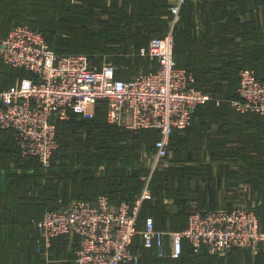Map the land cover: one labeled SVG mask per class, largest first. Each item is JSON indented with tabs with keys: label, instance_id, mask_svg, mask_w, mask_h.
I'll return each instance as SVG.
<instances>
[{
	"label": "trees",
	"instance_id": "16d2710c",
	"mask_svg": "<svg viewBox=\"0 0 264 264\" xmlns=\"http://www.w3.org/2000/svg\"><path fill=\"white\" fill-rule=\"evenodd\" d=\"M172 4L171 0H0V34L6 36L10 27L16 23H28L41 30L48 44L59 52H90L93 57L95 54H114L112 59L121 66H116L118 76L129 78L133 74L126 70L130 67L125 66L126 64H137L134 66L137 69L138 63L147 59L153 66L148 70L157 68L156 60L151 61L139 55L131 57L133 52L130 51L135 50L137 53L153 37L165 34ZM214 4L216 7L212 6L211 22L214 19L217 23V28H214L216 33H203L197 40H192L181 32L179 24L175 29V57L178 63L192 71L196 76V86L212 96L211 100L196 108L193 124L186 128L185 138L179 139V130L174 131L170 150L172 148L174 151L176 160L186 158V154H182V141L190 152L202 149L204 145L215 151L223 148L220 142L205 138L209 136V132H213L214 125H219L218 113L234 110L231 99L239 96L237 87L243 68H254L258 78L264 80V6L261 11L257 8L248 19H243L242 14L247 10L245 0H217ZM191 6V2L185 1L183 4L180 24L183 16L188 18L193 14ZM223 17L226 21L222 20ZM59 30L62 35L58 34ZM238 34L242 36V44L236 41ZM185 41L201 44L204 49H197L204 51L206 60L179 61V49ZM225 49L228 50L227 53L224 52ZM95 61L99 62V59ZM147 62H144L146 66ZM24 75L30 73L12 67L0 58V90L12 86L18 77ZM106 106V100H99L92 117L74 115L69 120L59 122L60 145L54 153L50 168H45L35 156L23 155L11 132L0 128V162L8 164L15 160L23 168L34 165L37 170L35 173L12 175L11 192L8 196L12 195L15 201L11 206L6 205L9 215L0 219L1 225H9L16 232L17 225L24 227L32 214L39 218L47 209L67 207L75 199L95 201L99 194H108L117 205L122 200H132L141 193L144 175L138 170L142 169L130 168L127 163L134 158L140 160L144 151L153 153L160 131L155 128L129 129L109 123ZM242 114H253L256 124L264 128V115L257 112ZM247 137L245 135L241 138ZM193 141L197 144L196 148L191 147ZM236 145L244 150L248 148L247 141L228 147L232 150ZM203 154L205 153L198 152V156L194 157L200 159L204 157ZM214 157L216 158L213 159L223 158L219 153ZM25 161L29 163L26 164ZM263 167L264 157L261 159L262 170ZM42 169L50 172L46 182H43L46 171L43 173ZM193 173V167L184 166L154 174V182L151 183L153 197L145 202L140 226L146 215L152 214L157 228H184L191 211L186 212L188 198L185 194L189 192ZM166 196L174 197V202L180 205L181 210L171 214ZM21 199L25 202H21ZM19 200L22 207L20 215ZM38 239V231L32 229L27 234L20 232L6 235L0 264H74L73 260L65 259L69 236L63 235L53 240V247H59L56 257L58 255L64 261H51L52 252L48 256L38 252ZM12 248L14 250H9ZM143 253L142 264H157L160 261L162 264L167 260L179 264H203L206 258L212 256L206 248L196 252L188 240L178 259L160 258L148 248H143ZM40 254L43 259L39 258Z\"/></svg>",
	"mask_w": 264,
	"mask_h": 264
},
{
	"label": "built area",
	"instance_id": "2783aa9c",
	"mask_svg": "<svg viewBox=\"0 0 264 264\" xmlns=\"http://www.w3.org/2000/svg\"><path fill=\"white\" fill-rule=\"evenodd\" d=\"M185 1L172 0L167 32L133 53L156 60L157 68L129 78L118 76L111 62L97 67L87 52L55 50L44 33L28 23L12 25L0 39L1 60L30 73L0 90V128L11 132L23 155L37 157L45 168L51 167L60 145L59 122L74 115L92 117L99 100L107 102L109 123L160 131L155 151L146 154L152 157L151 173L142 176V191L134 199L116 205L108 194H99L95 201L80 198L67 207L47 209L34 220L37 250L43 255L48 256L53 240L63 235L69 236L74 264H142L143 248L160 258L178 259L186 240L196 252L206 248L212 255H226L235 248L261 252V217L245 205L194 210L182 229L157 228L152 214L140 226L145 202L153 197V172L170 155L174 131L190 127L196 108L212 99L175 57V29ZM237 93L231 99L236 111L264 115V80L254 68L240 71Z\"/></svg>",
	"mask_w": 264,
	"mask_h": 264
},
{
	"label": "crops",
	"instance_id": "0c3cea01",
	"mask_svg": "<svg viewBox=\"0 0 264 264\" xmlns=\"http://www.w3.org/2000/svg\"><path fill=\"white\" fill-rule=\"evenodd\" d=\"M172 1V0H171ZM217 0H186V3H192L193 14L183 16V21L179 23V29L187 37H191L192 40H197L203 33L204 35L208 32L212 34L216 33L214 28H217V23L212 18V6L215 8V2ZM264 0H245L246 12L242 14L243 19H248L253 10L260 8L261 11ZM246 14V15H245ZM185 17V19H184ZM182 20V16H181ZM180 20V21H181ZM226 21V18H222ZM10 27V26H9ZM9 29V28H8ZM212 29V30H211ZM208 30V31H207ZM4 35L0 34V39ZM237 43L242 44V36L237 35ZM203 46L199 43L194 44L192 42L183 43V46L179 49L178 59L179 61H205L206 54L201 49ZM223 52V51H222ZM221 52V53H222ZM228 52L227 49L224 51ZM218 54V53H217ZM1 89V88H0ZM220 104V102H218ZM233 107V106H232ZM235 110V109H234ZM234 110H226L225 112L218 113L219 125H214L215 129L213 132H209V136H206L205 140L211 138L212 141H218L222 145V149L215 151L210 148L203 146L202 149L188 150V147L183 143V152L189 157L192 156L191 163L188 166L194 168V173L191 174L189 183V197L190 202L186 200V212H192L194 210H208L213 208H228L235 205H245L248 207L255 208L261 217V228L264 229V167L261 168V159L264 157V132L263 127H259L256 124V118L252 117L253 114H241L236 113ZM238 112V111H237ZM186 130V129H185ZM247 138H241L244 135ZM200 134V133H199ZM178 138L183 139L186 137V131L179 130L177 132ZM1 136V135H0ZM198 141L197 138H195ZM194 140V141H195ZM193 141L191 147L196 148L197 144ZM247 141L248 148L230 149L228 146H232L234 143ZM185 145V146H184ZM241 146V145H239ZM225 147V148H224ZM198 152H204L203 156L205 160L202 161L201 165L197 162ZM219 153L223 158H216ZM231 157V158H224ZM247 157V158H246ZM233 158V159H232ZM246 158V159H245ZM5 163V162H4ZM0 162V219H4L9 212L6 209V205H13L14 197L8 196L11 192L10 183L16 173H35L37 172L34 165L21 167L15 160H11L8 164ZM26 164L29 162L25 161ZM182 163L179 164V168L184 167ZM202 170V171H201ZM43 173L46 171V175L43 178V182H46L47 177H50L48 170L42 169ZM76 200V199H75ZM73 200L72 203L75 201ZM166 199L168 203L169 211L174 214L181 210L179 204L173 200ZM21 202H25L21 199ZM71 203V204H72ZM19 215L21 214L22 207L18 206ZM31 216V215H30ZM38 216L33 215L30 217V221L24 227L17 225L16 232L9 225H1L0 222V260L3 258V239L6 235L20 234L25 232L26 234L32 229L36 230L34 220ZM32 221V223H31ZM51 249L52 257L51 261H64V258H60L56 254L59 247L55 245ZM14 250V248L9 249ZM67 254L65 259L69 258L73 260V247H71L70 239L66 246ZM14 255V254H13ZM41 256V257H40ZM39 258L43 259L42 254ZM50 261V262H51ZM38 264V263H34ZM165 264H179L175 261H166ZM203 264H264V243L262 244L261 252L254 254L251 250L246 248H235L226 255H212L210 258L205 259Z\"/></svg>",
	"mask_w": 264,
	"mask_h": 264
},
{
	"label": "rangeland",
	"instance_id": "374dc122",
	"mask_svg": "<svg viewBox=\"0 0 264 264\" xmlns=\"http://www.w3.org/2000/svg\"><path fill=\"white\" fill-rule=\"evenodd\" d=\"M168 24H169V22H168ZM168 28H169V25L167 26L165 33L167 32ZM58 32H59L58 34L62 35L61 30H59ZM132 52L135 53L136 51L135 50L130 51V53H132ZM114 56H115L114 54H109V53L95 54V56L93 57L94 58V64L96 66H101L105 62H111V63L115 64L118 68H120L121 67L120 64L119 63H115L114 60L112 59ZM131 57H134V55H132ZM95 59H99V62L95 61ZM146 60H141L138 63L139 66L137 67V69H134V66H136L137 64L136 65H134V64L133 65L126 64L125 66H130L129 69H126V70L128 72H131V74H135V73H137L139 71H145V70H148V69L152 68L153 67L152 64L151 63L149 64ZM144 62L148 63L147 66H146V64H144ZM3 67H4L3 69H5L4 65H3ZM183 131H186V130L184 129ZM121 142H123V141H121ZM146 154H148L149 156L151 155V154H149V151H144V152H142V154L140 156V160H139V158L138 159L134 158L132 161L127 163V165L130 164L129 165L130 168L142 169V170H138V171H142L143 175H145V176L149 175L151 173L150 169H151V166H152V162H151L152 157H149ZM191 160H192L191 158H188V155L186 156V158H184L182 160H176L174 151H172V148H171L170 155L168 157H166L164 162H162L159 165V167L153 172L151 183L153 184V182H154V174L159 173V172H168L169 170H173V168H179V164L180 163H182L185 166H188V164L191 163ZM204 160H205V157L198 159L197 162L200 163L201 165H204V164H202V161H204ZM146 170L147 171L149 170V171L147 172ZM144 173H146V174H144ZM143 183H144V181H143ZM185 195L187 196V194H185ZM165 198L170 200V201H172V200L174 201V197H172V196H166ZM188 201L190 202L189 197H188ZM167 229H171V228H167ZM139 240H140V238L138 237V241ZM160 263H161V261L158 262L157 264H160Z\"/></svg>",
	"mask_w": 264,
	"mask_h": 264
}]
</instances>
